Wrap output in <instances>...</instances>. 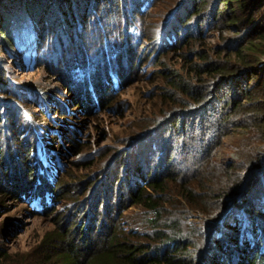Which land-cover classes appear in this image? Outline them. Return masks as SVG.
<instances>
[{"label":"trees","instance_id":"1","mask_svg":"<svg viewBox=\"0 0 264 264\" xmlns=\"http://www.w3.org/2000/svg\"><path fill=\"white\" fill-rule=\"evenodd\" d=\"M156 1L0 0V40H4L7 45L3 46V51L15 47V33L11 29L14 24L11 23L12 15L9 13L20 12L24 8L35 31L36 68L44 65L52 69L58 56L68 48V42L82 40L88 28L94 30L95 35L86 38L83 47H77V55L74 53L67 65L58 67L67 90L71 92V99L84 112L89 111L87 104L96 111L103 102L112 99L115 95L113 76L122 83L125 78L122 76L123 67L129 69V61L137 51L135 47L142 45L146 32L155 40L152 43L155 48L151 50L154 56L183 47L190 37L199 35L200 39L204 31H220V28L226 27L237 33L228 40L223 38L216 54L206 61H194L189 65L186 77L178 71L167 76L176 95L183 94L184 97L174 101V107L167 111L166 114L172 113V117L164 120L158 118L156 122L149 123L135 136L136 142L131 146L138 153V147H144L145 150L141 149L140 152L148 163L145 153L151 151L152 147L157 148L155 142L158 139L155 137L159 135L157 128H160L157 125L162 120L175 130L181 129V133L197 132L195 137L200 145L195 148V158L182 166L181 170L189 171L186 173L189 176L195 175L197 172L190 169L204 165L208 167L210 180L206 177V181L196 182V186L184 180L174 186L172 191H168L166 180H174L177 176L169 172L164 177L168 172L164 174V168L179 162L165 158L171 141L168 136L163 140L164 151L161 146L155 154L157 164L162 166L160 171L155 169L150 177L143 175V166L129 163L131 167L125 168L127 173L131 171L134 178H138L140 184H146L133 193V202L143 205L155 215L147 221L152 226L151 233L144 236L147 242H129L125 239L124 230L120 229L108 233V237L100 238L95 243H85L82 237L89 228L80 225L79 230L83 235L78 237L80 242L77 244L74 242L75 231L58 229L44 236L38 246L44 248L45 253L41 264H264V166L259 171L248 170L243 181L231 186L230 178L227 177L231 175L230 170L236 168L234 161L205 162L209 150L217 144L226 128L224 124L231 115L239 111L247 114L250 112L248 104L235 96L253 99L251 102L257 105L254 110L260 113L257 116L264 115V108L259 106L256 99L264 89V63L260 62L258 56L249 57L242 53L246 48L250 51L258 50L264 43V0H172L163 18L160 16L161 19L149 22L145 16ZM45 27L49 28L46 33ZM65 31L70 36L63 35ZM231 42H235L236 46H232ZM54 45L58 51L53 57H48ZM261 51H264V46ZM232 54L238 55L240 59L233 60ZM123 59L126 65L122 63ZM78 74L82 75L80 82ZM203 75L208 78L202 80ZM25 83L15 80L12 65L5 66L0 59V192H9L12 197L28 202V205H31L35 197L38 198L40 210L37 212L42 215L54 210L53 207L62 202L61 197L64 201L69 198L64 192L72 196L76 190L72 187L64 189L68 183H56L60 174L57 171L49 175L53 168L46 165L40 156L42 147L47 156H51L60 147L62 139L58 140L59 144L51 140L53 136L59 138L63 131L62 124L55 125L51 115L55 109L51 105H58L59 101L53 94L34 87L35 82ZM244 85L249 88H244ZM38 97L47 103L44 109H39L38 104H35ZM228 99H231L230 102ZM34 106L37 111L32 110ZM188 116L200 118L205 128H187L185 124L188 122L182 121ZM257 116L250 114L249 122L258 123ZM259 122L264 124V120ZM72 128L79 132L78 128ZM180 142L184 143L183 140ZM70 150L72 145L65 149V161ZM96 154L107 155V151L104 153L100 149L98 153L73 161L74 166L80 169L94 167L96 163L93 157ZM120 161L124 167L128 164L123 162V158ZM221 176L224 179L217 186L216 181ZM250 176L257 177L260 183L258 196L252 190L258 183H254L255 179L251 181ZM173 191L186 201L188 208H204L203 200L210 193L220 195V200L224 201L223 207H226L223 213L218 214L219 217L216 215V221L207 222L203 234L195 226L191 227L188 234H184L182 223L178 220L167 219L160 223L166 210L165 198L162 200L161 195Z\"/></svg>","mask_w":264,"mask_h":264},{"label":"rangeland","instance_id":"2","mask_svg":"<svg viewBox=\"0 0 264 264\" xmlns=\"http://www.w3.org/2000/svg\"><path fill=\"white\" fill-rule=\"evenodd\" d=\"M155 4L156 7H154ZM155 4L145 16L149 22L163 18L165 11H168L172 4V0H158ZM20 10V12L11 11L9 13L12 15L11 23L14 24L11 29L13 34L15 33V47L13 46L10 50L6 47L7 49L3 51V46L6 43L4 40H0V59L5 66L12 65V74L15 80H20L22 84H26V81H33L36 83V85L33 83L34 87H39L53 94L59 101L58 105H51L55 108L54 112L51 113L52 119L55 120V125L60 126L64 121V129L69 140H60V143V141L58 142L59 138L53 136L51 140L60 143L58 150L61 152L56 149L51 156H47L42 147L40 156L46 165L53 168L49 175L57 171L60 174L56 183L64 182V185L68 183L64 189L72 187L76 192L72 196L64 192V195L69 196V198L64 201L61 197L62 202L53 207L54 210L51 209L48 214L42 215L37 212L40 210L38 209V198L35 197L31 201V205H28V202L19 201L17 197H12L9 192H0V264H41L45 253L44 248L40 249L38 246L44 236L50 235L58 229H70L75 231L74 242L78 244L80 242L78 237L83 235L79 230L80 225L83 228H89L82 237L85 243H95L100 238L108 237V233L120 229L124 230L127 241L146 243L145 237L152 231V226L147 221L155 215L153 211H148L143 205L134 204L133 193L138 192L146 184H140L138 178L135 179L131 171L127 173L125 168L131 167L129 163H133L137 167L143 166V175L147 174L150 177L151 172L155 169V171H160L162 166L157 164L158 159L155 158V154L160 151L161 146L164 151L163 140L170 136L171 141L168 144L169 148L165 158L170 161L175 159L179 162L174 163L175 166H168L167 169L164 168L165 171L163 170L164 174L168 171L164 177L170 174L169 172H173L177 176L174 180L165 179L169 184L168 191H172L174 186L179 185L184 180H189L192 186H196V182L206 181L204 179L206 177L210 180L211 175L207 171L208 167L204 165L198 169L196 167L190 169L197 172L195 175L189 176L186 174L189 171L181 170L182 166L195 158V148L200 145V142L195 137L198 135L197 132L194 134L187 131L181 133V129L175 130L163 121L166 117H172V113L166 114L170 108L174 107L172 103L184 97L183 94L176 95V91L170 85L167 76L178 71L181 76L186 77L185 72L189 65H192L194 61H206L210 56L216 54L222 45L221 40L223 38L228 40L235 37L237 33L226 27L220 28V31H204L202 38L199 39V35L190 37L183 47L154 56L155 53H151V50L155 48L152 44L155 40L149 32H146L142 45L135 47L137 51L129 61V69L123 67L122 76L125 77L127 74L128 82L126 80L124 82L125 78H123L122 83H120L116 76H113L115 95L111 97L112 99L103 102L96 111L87 104L89 111L84 112L80 109L81 106L71 99V92L67 90V85L62 79L58 67H64L70 62L74 53L76 54L77 47H83L86 44V38L95 35L94 30L88 28L82 40L68 42V48L64 49L63 54L58 56L52 69L44 65L36 68L35 31L27 12H24V8ZM48 29L45 27L44 33L48 32ZM65 34L70 36L67 31L63 35ZM231 45L236 46V43L231 42ZM261 47L253 51L246 48L242 53L245 56L249 55V57L258 56L261 58L260 62L264 63V51H261ZM56 51L58 49L54 45L48 57H53ZM201 56L204 58L201 59ZM232 56L233 60L240 59L238 55L232 54ZM122 63L126 65L127 62L123 59ZM77 77L78 82H80L82 75L78 74ZM202 78L205 80L208 76L203 75ZM246 87L249 88L244 85V88ZM29 91L33 92V90ZM260 92L256 99L259 106L264 108V89ZM235 98L242 99V102L248 104L250 112L247 114L239 111L231 115L224 124L226 128L223 127L224 130L219 136V142L217 141L215 147L209 150L205 158V162L208 160L210 162L215 160L218 163L234 161L233 165L236 168H232L230 170L231 175L227 177L230 178L231 186H235L236 182L243 181L248 170L257 169L259 171L264 166V124L259 122L264 120V115L257 116L260 113L254 110L257 105L251 102L253 99L243 98L241 95H237ZM37 99L35 104H38L39 109H44L47 103L42 101V97ZM230 100L227 101L230 102ZM32 110L37 111V107L34 106ZM262 110L264 111V109ZM250 114L258 117V123L249 122ZM158 118H163V120L157 125L160 127L157 128L159 135L154 136L158 139L155 142L157 148L152 147L151 151H146L147 163L140 152L141 146L138 147L139 153L131 146H134L135 136L140 130L145 129L149 123L156 122ZM182 122H188L185 124L187 128L190 126L193 129L205 128L198 117L188 116ZM72 127L78 128L79 132H76ZM166 129L169 130L166 131ZM181 140H183L184 145L181 144ZM58 144L56 145L58 146ZM70 145H72V150L68 152L65 161L63 158L65 149ZM81 146L84 148L83 150H81ZM100 149H103L104 153L107 151V155L96 154L93 157V161L96 163L94 167L80 169L74 166L73 161L98 153ZM142 150L145 148L143 147ZM121 158H123L124 163L125 161L128 162L125 167L123 163H120ZM249 178L251 181L255 179V181L253 180L254 183H258L254 189L252 187V190H255V195L258 196L261 189L260 183L257 177L250 176ZM222 179L224 178L221 176L216 181L217 186ZM130 183L134 185H130ZM108 190L110 194H107ZM161 196L162 200L165 198L166 210L161 216L160 223L167 219L178 220L182 223L184 234H188L192 226H195L199 229L198 232L203 234L207 222L216 221L219 217L218 214L223 213V209L226 207H223L224 201L223 199L220 200V195H213V193L207 195L206 199L203 200L204 208L198 206L188 208L186 201L176 195L175 191L168 195L165 192ZM215 198L218 199L214 200ZM92 214L95 216L91 217ZM104 220H106L105 225H103ZM198 251L197 248L196 252L198 253Z\"/></svg>","mask_w":264,"mask_h":264},{"label":"bare ground","instance_id":"3","mask_svg":"<svg viewBox=\"0 0 264 264\" xmlns=\"http://www.w3.org/2000/svg\"><path fill=\"white\" fill-rule=\"evenodd\" d=\"M125 80H126V82H128V79H127V74H125ZM63 123H64V121L62 122V129H63V131L61 132V135H60V137H59V140L60 139H62V140H67L69 137L68 136H66V131H65V129H64V125H63ZM10 152V151H9ZM15 159V158H14ZM17 160H18V158H16ZM15 159V160H16ZM6 162H7V160H5ZM19 162V161H18ZM10 166V165H9ZM20 166V165H19ZM24 171V170H23ZM18 176V175H17ZM24 176V175H23ZM3 182V181H2ZM18 184V183H17ZM3 185V184H2ZM10 186H11V184H10ZM107 194H110V192H109V190L107 191ZM99 196H100V194H99ZM20 201V200H19ZM22 204V203H21ZM20 204V205H21ZM22 206V205H21ZM96 211V210H95ZM92 212H93V209H92ZM95 216V214H92L91 215V217H94Z\"/></svg>","mask_w":264,"mask_h":264}]
</instances>
